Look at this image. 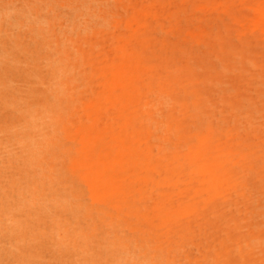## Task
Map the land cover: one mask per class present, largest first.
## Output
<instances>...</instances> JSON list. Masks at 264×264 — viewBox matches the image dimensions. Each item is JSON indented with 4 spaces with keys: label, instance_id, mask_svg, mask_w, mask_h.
Returning <instances> with one entry per match:
<instances>
[{
    "label": "rangeland",
    "instance_id": "374dc122",
    "mask_svg": "<svg viewBox=\"0 0 264 264\" xmlns=\"http://www.w3.org/2000/svg\"><path fill=\"white\" fill-rule=\"evenodd\" d=\"M0 264H264V0H0Z\"/></svg>",
    "mask_w": 264,
    "mask_h": 264
}]
</instances>
